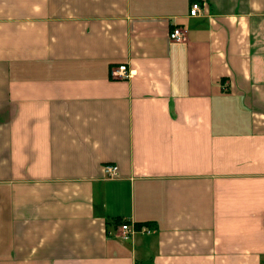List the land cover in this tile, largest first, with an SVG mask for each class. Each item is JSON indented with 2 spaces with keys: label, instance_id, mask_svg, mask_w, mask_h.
I'll return each mask as SVG.
<instances>
[{
  "label": "crops",
  "instance_id": "obj_1",
  "mask_svg": "<svg viewBox=\"0 0 264 264\" xmlns=\"http://www.w3.org/2000/svg\"><path fill=\"white\" fill-rule=\"evenodd\" d=\"M193 1L0 0V264H264V0Z\"/></svg>",
  "mask_w": 264,
  "mask_h": 264
},
{
  "label": "built area",
  "instance_id": "obj_2",
  "mask_svg": "<svg viewBox=\"0 0 264 264\" xmlns=\"http://www.w3.org/2000/svg\"><path fill=\"white\" fill-rule=\"evenodd\" d=\"M201 10H202L201 3L197 0H194L191 3L190 14L198 15L200 14ZM185 33H186L185 28L181 26H176L169 33V37L171 38V40H174V41H183L185 39ZM111 75L114 78H128L131 75V70L126 63H121L111 68ZM104 170L107 176L114 177L118 175L119 167L117 164L107 163L104 165ZM139 230L150 232L151 228L148 226H144V225L140 227H136V226L133 227L131 223L127 221H123L121 223L120 236L122 238H128L129 236L133 235Z\"/></svg>",
  "mask_w": 264,
  "mask_h": 264
}]
</instances>
